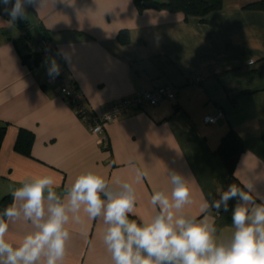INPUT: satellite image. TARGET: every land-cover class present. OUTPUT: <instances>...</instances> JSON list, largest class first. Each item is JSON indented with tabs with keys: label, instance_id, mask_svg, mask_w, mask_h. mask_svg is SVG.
Wrapping results in <instances>:
<instances>
[{
	"label": "crops",
	"instance_id": "crops-1",
	"mask_svg": "<svg viewBox=\"0 0 264 264\" xmlns=\"http://www.w3.org/2000/svg\"><path fill=\"white\" fill-rule=\"evenodd\" d=\"M2 1V0H0ZM257 0H223L220 9L200 17L166 9L139 10L133 0H43L26 5L27 19L11 21L0 2V198L27 178L50 175L62 192L82 172L109 181L133 183V219L154 215L153 190L171 191L169 171L188 178L192 203L183 213L215 220L223 236L232 228V209L201 212L205 199L241 182L264 197V10L243 7ZM9 8V9H10ZM125 29L129 42L117 39ZM45 37V60L28 66L29 43ZM55 59L58 79L48 68ZM74 83L88 113L106 110L113 100L170 85L175 97L144 105L108 122L101 135L77 115V105L60 94ZM222 111L213 122L207 118ZM33 133L30 154L14 147L19 130ZM242 150L232 174L217 148L229 131ZM139 168L147 176L135 183ZM261 200L257 199V203ZM70 221L71 238L63 264H113L102 242L103 218ZM30 223L9 225L14 245Z\"/></svg>",
	"mask_w": 264,
	"mask_h": 264
},
{
	"label": "clouds",
	"instance_id": "clouds-1",
	"mask_svg": "<svg viewBox=\"0 0 264 264\" xmlns=\"http://www.w3.org/2000/svg\"><path fill=\"white\" fill-rule=\"evenodd\" d=\"M7 6L12 0H2ZM43 0H15L6 9L10 19H27L26 5ZM59 65L50 61L48 74L58 76ZM147 176L139 168L135 183ZM171 191L153 190L150 205L154 215L148 219L135 215L137 196L133 183L109 181L92 171L80 173L70 186L58 193L55 179L38 175L10 189L12 203L0 213V264H63L71 238L67 225L81 222V211L90 220L102 217L106 226L102 242L113 264H264V197L254 195L251 184L236 183L218 192L219 199H205L201 212L214 209L219 214L232 209L231 234L223 236L215 220L183 213L191 204L188 178L169 171ZM257 199L261 202L257 203ZM30 223L18 244L6 239L9 225Z\"/></svg>",
	"mask_w": 264,
	"mask_h": 264
},
{
	"label": "trees",
	"instance_id": "trees-1",
	"mask_svg": "<svg viewBox=\"0 0 264 264\" xmlns=\"http://www.w3.org/2000/svg\"><path fill=\"white\" fill-rule=\"evenodd\" d=\"M139 10L144 8L166 9L171 12H181L185 17L189 15L198 16L201 20L213 10L220 9L223 6V0H133ZM12 0L11 4H14ZM243 7L248 9L264 10V0H257L245 4ZM117 39L121 44L129 42V36L125 29L120 30ZM22 59L28 66H35L45 60L41 53L29 49L28 53L22 55ZM5 126H0V143L4 134ZM33 140V133L27 129L21 128L17 135L14 147L23 154H30V147ZM264 144V134L262 135ZM242 150L240 136L233 130H229L220 141L217 153L221 157L227 171L232 174L236 160ZM12 203L11 193H7L0 198V213Z\"/></svg>",
	"mask_w": 264,
	"mask_h": 264
},
{
	"label": "built area",
	"instance_id": "built-area-1",
	"mask_svg": "<svg viewBox=\"0 0 264 264\" xmlns=\"http://www.w3.org/2000/svg\"><path fill=\"white\" fill-rule=\"evenodd\" d=\"M29 47L47 56L51 48V44L47 38L42 37L35 43H29ZM50 79H58V76H51ZM176 89L170 85H160L132 96L116 99L106 108L105 111L98 114L88 113V110L80 103V92L74 83L62 82L60 85V94L69 102L77 105V115L89 124L92 133L101 135L104 132L105 125L118 115L128 112L132 109L141 108L144 105H155L162 99H172L175 97ZM222 115V111L207 118L208 122L215 121Z\"/></svg>",
	"mask_w": 264,
	"mask_h": 264
},
{
	"label": "rangeland",
	"instance_id": "rangeland-1",
	"mask_svg": "<svg viewBox=\"0 0 264 264\" xmlns=\"http://www.w3.org/2000/svg\"><path fill=\"white\" fill-rule=\"evenodd\" d=\"M0 2H2V1H0ZM9 8H10V7H9ZM9 8H8V9H9ZM3 9L8 13V11L6 10L7 8H3Z\"/></svg>",
	"mask_w": 264,
	"mask_h": 264
}]
</instances>
